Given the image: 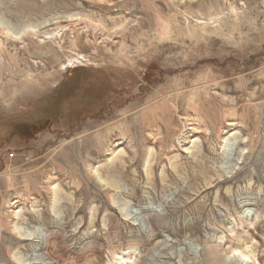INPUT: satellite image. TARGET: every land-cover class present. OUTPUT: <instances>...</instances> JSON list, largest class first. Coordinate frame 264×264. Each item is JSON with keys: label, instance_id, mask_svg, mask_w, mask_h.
Listing matches in <instances>:
<instances>
[{"label": "rangeland", "instance_id": "obj_1", "mask_svg": "<svg viewBox=\"0 0 264 264\" xmlns=\"http://www.w3.org/2000/svg\"><path fill=\"white\" fill-rule=\"evenodd\" d=\"M0 264H264V0H0Z\"/></svg>", "mask_w": 264, "mask_h": 264}, {"label": "flooded vegetation", "instance_id": "obj_2", "mask_svg": "<svg viewBox=\"0 0 264 264\" xmlns=\"http://www.w3.org/2000/svg\"><path fill=\"white\" fill-rule=\"evenodd\" d=\"M86 85H87V83L84 84V86L82 85L76 93H73V94H72V95H73V98H72V96L69 97L68 101L70 102V104H74V103H76V96H75V95H76L77 93L83 94ZM88 85H90V84L88 83ZM90 87H91V85H90ZM68 88L72 90V88L74 89L75 87H73L72 85H69ZM58 91H59V92L61 91V92H60V96H61V98H62L63 96H65V93L62 92V89H61V90H58ZM73 91H74V90H73ZM88 92H89V90H88ZM57 94H58V93H57ZM58 95H59V94H58ZM58 95H57V96H58ZM89 97H90V95H89ZM99 97H100V96H99ZM93 99H94V98L91 99V97H90L88 100H86V103L81 104L80 107H79V108L77 109V111L75 112L74 117L76 118L77 115H80V116H81V115H91L92 117H95V116H97V115H100V114H101V110H102L103 108L106 107V106H105V105H106V102L103 101V103L96 104L94 101H98L99 99L97 98V100H94V101H93ZM100 99H102V97H100ZM64 100H65V99H64ZM99 101H100V100H99Z\"/></svg>", "mask_w": 264, "mask_h": 264}, {"label": "bare ground", "instance_id": "obj_3", "mask_svg": "<svg viewBox=\"0 0 264 264\" xmlns=\"http://www.w3.org/2000/svg\"><path fill=\"white\" fill-rule=\"evenodd\" d=\"M138 35V34H137ZM168 36V35H167ZM142 37V36H141ZM164 37H166V36H164ZM163 37V38H164ZM156 38V37H155ZM158 39V38H157ZM148 54V53H147ZM124 57V56H123ZM118 64V63H117ZM120 65V64H119ZM123 65V64H122ZM124 66V65H123ZM145 102V101H144ZM152 103V102H151ZM243 257H245L244 255H242Z\"/></svg>", "mask_w": 264, "mask_h": 264}, {"label": "built area", "instance_id": "obj_4", "mask_svg": "<svg viewBox=\"0 0 264 264\" xmlns=\"http://www.w3.org/2000/svg\"><path fill=\"white\" fill-rule=\"evenodd\" d=\"M8 155H9L10 157H12V156H13V153H9Z\"/></svg>", "mask_w": 264, "mask_h": 264}]
</instances>
